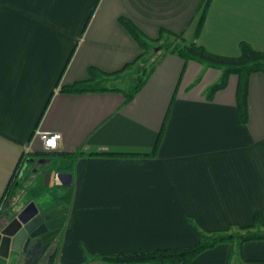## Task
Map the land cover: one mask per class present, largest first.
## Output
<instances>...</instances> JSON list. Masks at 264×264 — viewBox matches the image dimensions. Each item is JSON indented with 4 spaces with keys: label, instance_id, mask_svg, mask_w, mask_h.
<instances>
[{
    "label": "crops",
    "instance_id": "1",
    "mask_svg": "<svg viewBox=\"0 0 264 264\" xmlns=\"http://www.w3.org/2000/svg\"><path fill=\"white\" fill-rule=\"evenodd\" d=\"M204 3L0 0V217L40 205L24 199L23 186L1 205L24 154L31 166L64 161L49 170L48 194L72 191L60 207L67 214L55 264H109L92 258L196 246L197 228L213 235L264 224V74L250 79L247 125L237 75L209 100L221 71L171 53L130 103L117 92L60 89L87 80L91 67L116 72L139 57L121 17L151 39L167 30L218 55L239 56L241 42L264 51V0H212L197 35ZM38 130L61 134L59 148L45 151ZM159 139L154 155L89 156L150 153ZM68 153L77 154L73 171ZM59 172L72 175L70 185H58ZM191 264H264V240L220 244Z\"/></svg>",
    "mask_w": 264,
    "mask_h": 264
},
{
    "label": "trees",
    "instance_id": "2",
    "mask_svg": "<svg viewBox=\"0 0 264 264\" xmlns=\"http://www.w3.org/2000/svg\"><path fill=\"white\" fill-rule=\"evenodd\" d=\"M212 0H205L202 15L197 29L200 34L205 21L207 10ZM122 26L131 34L140 46L142 53L132 63L126 64L121 70L116 72H104L98 68L91 67L89 78L71 85H62L60 89L65 93H100L117 92L123 94L125 102L130 103L143 89L150 76L158 67L163 57L169 53L179 56L186 62L195 61L207 68L221 71L218 82L213 84L208 90L209 100L220 90L226 88L229 77L237 75L239 77L237 87V110L240 122L247 125L249 122V85L254 74H264V51L255 49L247 42L240 43V55L237 57L223 56L211 53L203 45L195 41H187L182 35L162 30L158 39H151L146 36L139 27L130 19L120 18ZM158 49V50H157ZM157 50V51H156ZM170 109L165 119V123L160 135L166 127ZM160 141L150 153H118L97 151L89 153V156H148L154 155L160 146ZM52 153V152H49ZM28 154H24L21 162L17 166L11 178L1 205L7 203L16 194L21 186L20 176L24 172H31L35 167L28 165ZM62 159L68 160L69 169L74 170L77 154H62ZM38 159L34 160L37 161ZM31 161V160H30ZM63 162L54 164L56 171L63 169ZM26 165V166H25ZM57 166V167H56ZM26 170V171H24ZM7 198L6 202L5 199ZM5 206V205H4ZM256 226L250 228H237L233 232L226 234L208 235L198 228L196 229L201 237L198 245L192 247L168 248L156 251H138L134 254H121L114 256H97L98 259L109 264H191L193 260L203 252L213 249L220 244H230L234 247L253 240H264V224L258 221Z\"/></svg>",
    "mask_w": 264,
    "mask_h": 264
},
{
    "label": "water",
    "instance_id": "3",
    "mask_svg": "<svg viewBox=\"0 0 264 264\" xmlns=\"http://www.w3.org/2000/svg\"><path fill=\"white\" fill-rule=\"evenodd\" d=\"M158 50V49H157ZM156 50V51H157ZM41 159L39 163H45ZM49 162V166H51ZM52 174L45 175L49 186ZM71 174L57 173L58 185H70ZM66 209H49L30 202L21 209H11L0 217V264H38L59 238L66 222ZM57 252L48 264H55Z\"/></svg>",
    "mask_w": 264,
    "mask_h": 264
},
{
    "label": "rangeland",
    "instance_id": "4",
    "mask_svg": "<svg viewBox=\"0 0 264 264\" xmlns=\"http://www.w3.org/2000/svg\"><path fill=\"white\" fill-rule=\"evenodd\" d=\"M205 68H207V67L205 66ZM201 77H202V75L199 76V78H201ZM43 173H44V170H41V172L39 173L40 175L39 174L36 175L37 177L40 176V180L37 182H35L36 180L34 182L32 181V179L34 180V178L36 176H35V174L32 173V175L34 176V178H32V176L30 175V172H28L26 175L27 179L21 178V180H20L22 183L21 186H23V187L22 188L20 187V188L25 190L24 195H23L24 199L31 200V201H37L38 203H40V205L43 206V205H47V204H43L44 202L42 203V201L46 200L47 197H49V198L51 197L50 199L54 200V204L49 202V209H60V207L63 206V204H66V203H68L69 200H71L72 191L69 190L68 192H64V193L60 194L61 197L58 196L59 194L58 195L52 194L51 193L52 191L49 190V186L47 184H45V175L48 173L47 172H45V174H43ZM30 182H31V184H30ZM49 191H51V192L48 194ZM21 193H19L20 196L22 195ZM61 198H64V199H61ZM61 209H63V208H61Z\"/></svg>",
    "mask_w": 264,
    "mask_h": 264
},
{
    "label": "flooded vegetation",
    "instance_id": "5",
    "mask_svg": "<svg viewBox=\"0 0 264 264\" xmlns=\"http://www.w3.org/2000/svg\"><path fill=\"white\" fill-rule=\"evenodd\" d=\"M38 161L39 160L34 161V165H35L36 168L32 169V171L30 172V175L32 176V178H34L32 173L35 174V176H36V175H38L41 172V170H44L43 174H45V172L49 173V170H51L50 172H52V173L54 172L55 169L53 168V164H51V166H49V161H45L44 164L43 163H39ZM21 176L23 177L24 175L22 174ZM36 177L34 178V180L32 179L33 182L35 181ZM30 184H31V182H30ZM22 191H25V190H22ZM14 197H16V194L14 196H12L11 199H13ZM38 206L39 207H43L41 205H38ZM59 244H60V236L57 239V241L55 242V244L53 245V247L51 248V250L49 251V255L46 256V257H43L38 264H48L49 263V259H50L52 254L57 252V255H58ZM57 255H56V259H57ZM55 263H56V260H55Z\"/></svg>",
    "mask_w": 264,
    "mask_h": 264
},
{
    "label": "built area",
    "instance_id": "6",
    "mask_svg": "<svg viewBox=\"0 0 264 264\" xmlns=\"http://www.w3.org/2000/svg\"><path fill=\"white\" fill-rule=\"evenodd\" d=\"M57 134H59V133H49V132H43V131L38 130L37 136L43 142V146H44L45 151L53 152L59 148V143L62 140V136H61V134H59V138H58ZM54 140H55L56 144L58 145L55 149H53L50 146V143Z\"/></svg>",
    "mask_w": 264,
    "mask_h": 264
},
{
    "label": "clouds",
    "instance_id": "7",
    "mask_svg": "<svg viewBox=\"0 0 264 264\" xmlns=\"http://www.w3.org/2000/svg\"><path fill=\"white\" fill-rule=\"evenodd\" d=\"M57 137L59 138V134H57ZM50 146L55 149L58 145L56 144L55 140L50 143Z\"/></svg>",
    "mask_w": 264,
    "mask_h": 264
}]
</instances>
